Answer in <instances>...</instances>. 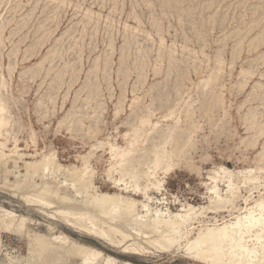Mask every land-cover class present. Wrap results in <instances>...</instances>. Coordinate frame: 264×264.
I'll list each match as a JSON object with an SVG mask.
<instances>
[{"label": "rangeland", "instance_id": "obj_1", "mask_svg": "<svg viewBox=\"0 0 264 264\" xmlns=\"http://www.w3.org/2000/svg\"><path fill=\"white\" fill-rule=\"evenodd\" d=\"M169 1L185 13L167 10ZM0 82L9 159L0 215L28 219L24 233L0 229V264H36L35 233L95 249V264H205L186 238L166 248L135 233L97 236L24 200L35 192L18 186L26 165L44 155L65 168L86 163L100 190L131 195L120 173L108 177L119 153L131 152L142 174L154 170V150L181 149L149 195L165 214L189 204L205 212L190 239L264 198V0H0ZM217 186L223 197L238 192L234 204L209 208Z\"/></svg>", "mask_w": 264, "mask_h": 264}, {"label": "bare ground", "instance_id": "obj_2", "mask_svg": "<svg viewBox=\"0 0 264 264\" xmlns=\"http://www.w3.org/2000/svg\"><path fill=\"white\" fill-rule=\"evenodd\" d=\"M199 1L201 2V0ZM171 2H167V5L164 4L167 10H175L179 15L185 13L183 9L177 8ZM3 103L5 100L4 102L0 101V128L7 124V107L5 108ZM1 145H5L4 142H0ZM165 151L154 150V170L152 172L145 171L142 174L135 167L136 159L131 157V152L119 153L120 158L111 166L108 177L111 178L114 172L120 173L121 178L116 180L117 184L123 185L124 187L121 189L131 192L133 196L132 194L104 192L96 185L94 172L91 174L87 172L88 165L86 163L83 164V169L78 166L65 168L58 162L57 158L51 155H44L39 161H32L33 163L27 164L24 175L28 182L25 185L18 184V186L22 190V186H25L28 191H31L29 188H33L35 191L34 193H24V200L38 203L42 208H54L52 213L55 218L60 217L67 220L79 230L86 226L88 233L93 235L108 237L113 230L121 234L123 232L135 233L148 243L154 242L166 248H170L178 241L186 238L189 256L205 264H264V198L256 201L244 212L237 214L233 220L200 229L194 239L189 238V235L193 233V228L190 229L193 226L192 222L199 220V216L203 217L204 211L199 212V208L189 204L179 212L165 214L163 210L154 209L150 205V201L153 200V197L149 195L150 188L160 190L162 185V181L157 179V170L169 172L173 167L172 157L181 153V149H172L171 152ZM8 160V155L0 149V165H6ZM7 170L9 171V169ZM11 173L13 174L14 171ZM225 173L229 174V172ZM143 175L147 180L146 185L141 188L140 181L143 180ZM127 176L130 178L131 184L125 182ZM37 177L42 180L41 186L36 185L38 182L33 184V180ZM16 182L18 183V181ZM229 191L231 195L223 197L220 188L217 186L214 191L212 206L209 208L220 209L231 203L234 204L231 200L237 199L236 193L238 192H234L233 189ZM136 195H143L145 201L135 198ZM4 212L3 215H0V229L23 232L28 219L19 217L11 211ZM250 242L251 244H249ZM29 244H32L33 253H31L32 251L30 253L35 256L36 264L43 262L65 264L66 259L69 258H81V264H95L96 256L101 255L95 249L75 242L65 235L49 238L43 234L35 233L32 235ZM106 264L117 263L113 258H108Z\"/></svg>", "mask_w": 264, "mask_h": 264}]
</instances>
